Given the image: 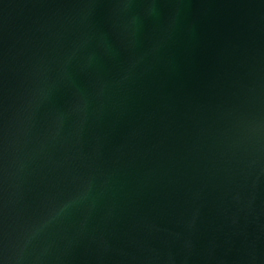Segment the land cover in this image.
I'll list each match as a JSON object with an SVG mask.
<instances>
[{"label":"water","instance_id":"obj_1","mask_svg":"<svg viewBox=\"0 0 264 264\" xmlns=\"http://www.w3.org/2000/svg\"><path fill=\"white\" fill-rule=\"evenodd\" d=\"M0 264H264V0H0Z\"/></svg>","mask_w":264,"mask_h":264}]
</instances>
